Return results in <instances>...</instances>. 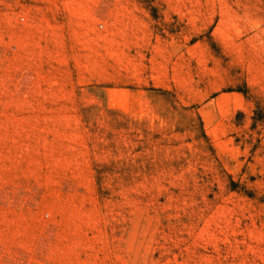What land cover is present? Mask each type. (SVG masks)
<instances>
[{"label":"rangeland","instance_id":"374dc122","mask_svg":"<svg viewBox=\"0 0 264 264\" xmlns=\"http://www.w3.org/2000/svg\"><path fill=\"white\" fill-rule=\"evenodd\" d=\"M0 264H264V0H0Z\"/></svg>","mask_w":264,"mask_h":264}]
</instances>
